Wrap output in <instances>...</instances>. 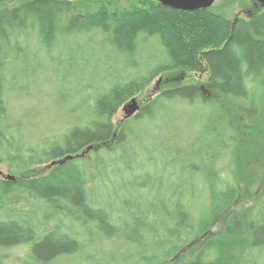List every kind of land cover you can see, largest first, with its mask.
Wrapping results in <instances>:
<instances>
[{"label":"trees","instance_id":"obj_1","mask_svg":"<svg viewBox=\"0 0 264 264\" xmlns=\"http://www.w3.org/2000/svg\"><path fill=\"white\" fill-rule=\"evenodd\" d=\"M224 1L0 0V164L45 167L0 178V250H21L17 264H264V165L238 110L264 104V8ZM241 194L256 199L212 236Z\"/></svg>","mask_w":264,"mask_h":264},{"label":"rangeland","instance_id":"obj_2","mask_svg":"<svg viewBox=\"0 0 264 264\" xmlns=\"http://www.w3.org/2000/svg\"><path fill=\"white\" fill-rule=\"evenodd\" d=\"M243 3H248L250 0H241ZM240 1V2H241ZM226 1L224 0H215L214 5L216 6H222V10L225 12L229 8V5L226 4ZM233 9L230 10L229 14L230 15H235V14H240L241 12V3H236L233 5ZM243 15V14H240ZM171 76L163 75L160 78L155 79L143 92H141L137 97H136V103L137 105H142L144 102L151 98L153 95L157 94L159 92V89H161L165 83L161 82L164 81L165 78L167 77H172V80L177 81L178 78H182L181 75L178 76V74H169ZM189 78H186L187 80L191 81V79L194 78L193 74H189ZM196 78V77H195ZM161 80V81H160ZM183 80V79H182ZM180 80V81H182ZM160 83V84H159ZM125 106V105H124ZM123 106V107H124ZM244 106V105H243ZM123 107L118 110L116 115L113 118L114 124L118 125L123 118L125 117ZM240 112L244 113V118L243 121L244 123H248L253 127V129L256 131L254 135V142L253 146L251 147V151L259 153L257 155V159H259V156L261 155V158L259 160V165H264V104L262 106L259 105V108H255L254 106H251L250 108L244 109V111L240 108H238ZM238 118V117H237ZM256 159V160H257ZM256 162V161H254ZM249 162H247L248 164ZM254 168H252L253 170ZM255 170V169H254ZM43 172H45V167L43 166H38V167H33L32 169L28 170L25 173L20 174L16 170L8 171L6 167L3 164H0V178L1 177H7V176H33V175H40ZM256 184L264 182V170L261 169L258 171L257 175L255 178ZM253 181V180H252ZM259 185V186H260ZM264 183L262 184L263 187ZM262 187H259L257 189H261ZM255 193V192H254ZM256 194V193H255ZM256 195L253 196V199L251 200H244V196L242 194L240 195L239 200L234 203L229 209L224 211V213L220 214L218 217L215 218L212 227L210 229L211 235L214 236L217 232H220L221 225L224 221V218L227 217L229 214L228 212H233L237 210H242L244 208H248L256 199ZM206 248V247H204ZM21 250H13V251H5V250H0V264H17V258L21 256ZM192 256L191 254L185 255L181 261L178 260L175 264H187L189 261H191Z\"/></svg>","mask_w":264,"mask_h":264},{"label":"water","instance_id":"obj_3","mask_svg":"<svg viewBox=\"0 0 264 264\" xmlns=\"http://www.w3.org/2000/svg\"><path fill=\"white\" fill-rule=\"evenodd\" d=\"M161 5L168 7L174 10L181 11H194L198 9H208L210 8L215 0H155ZM262 8H264V0H255ZM139 106L136 103V100L131 99L123 107L125 117H130L135 114ZM7 179H12V176H7Z\"/></svg>","mask_w":264,"mask_h":264}]
</instances>
